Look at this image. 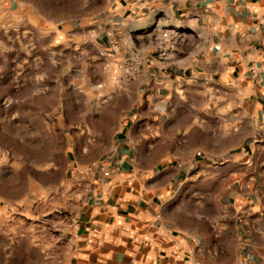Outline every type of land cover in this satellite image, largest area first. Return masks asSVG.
<instances>
[{"label": "crops", "instance_id": "obj_1", "mask_svg": "<svg viewBox=\"0 0 264 264\" xmlns=\"http://www.w3.org/2000/svg\"><path fill=\"white\" fill-rule=\"evenodd\" d=\"M156 22L183 32L170 72L149 58L121 83ZM49 50L58 81L68 51L105 89L69 106L92 116L70 127L63 164L60 123L43 132L57 88L23 100L42 118L31 150L17 156L2 139L21 131L0 124V161L16 164L0 174L7 241L19 230L28 257L52 228V264H264V0H0V103L8 69L43 74Z\"/></svg>", "mask_w": 264, "mask_h": 264}, {"label": "rangeland", "instance_id": "obj_2", "mask_svg": "<svg viewBox=\"0 0 264 264\" xmlns=\"http://www.w3.org/2000/svg\"><path fill=\"white\" fill-rule=\"evenodd\" d=\"M153 28V25L146 29L142 34L145 35L147 31H150ZM140 34V33H139ZM138 35L137 37H142ZM31 38V37H30ZM35 41L36 37H32ZM36 51H33V54ZM68 51L62 52V57L65 58V61H62V65L60 66V78L57 80V70L51 67V59H52V51H45V67L43 74H34V70L36 67L28 66V65H14L13 67L8 69L9 74L12 78V98L5 97L1 101V105L4 107L6 105L13 106L16 108V112L1 114L0 115V124L2 129L5 127L9 128H18V130L22 133V139L18 140H6L3 137V142H9L12 144L14 153L18 156L25 152L26 148L31 150L30 145L28 147L25 146V137L28 138V141L31 142L32 138L36 136V129H34V125L39 124L41 121V115L37 113H30L26 108L23 100L26 99V96L42 93L43 91H54L57 88V92L59 93V102H60V111L59 112H47L43 114L44 120V135H48L50 133H57L56 124L60 123V137H61V163H64V149H65V139L68 134L70 127H73L75 123H79L86 116L91 118V114L86 115L85 113H74L69 109V106L72 103H75L78 108H84L86 105H90L91 96L94 93L100 90H104L105 87H100V83L97 81H92L91 76L86 70L85 58L82 55H78L75 61L76 67L69 66L68 60ZM20 56V55H19ZM71 70V75L68 73ZM51 73V76L47 78L46 76L42 79L43 75H47ZM52 72L54 73L52 75ZM8 85V83H6ZM5 83H0V92L8 91L9 87L6 88ZM55 91V92H56ZM96 92V93H97ZM98 94V93H97ZM8 98V99H6ZM56 101V99H55ZM55 125V126H54ZM4 152V151H3ZM9 159V158H6ZM16 165L13 162L0 161V174L3 176L10 174V169ZM4 206V204H3ZM7 206L3 207L1 211L8 212L6 210ZM17 212H19L17 210ZM35 222V221H34ZM36 224V222L34 223ZM36 226V225H35ZM47 232H50L52 228H47ZM35 232L37 230L35 229ZM1 233L0 238V264H52L51 259H43L40 254H46L47 251L50 253L49 257H51V253L53 251V241L49 236L43 238L37 233V237L35 236L33 242H31L28 248V257H25L26 249L20 243V231L17 230L16 240H8L3 232ZM36 235V234H35ZM41 237V238H40ZM45 239H47L45 241ZM12 241V242H11ZM14 241V242H13Z\"/></svg>", "mask_w": 264, "mask_h": 264}, {"label": "built area", "instance_id": "obj_3", "mask_svg": "<svg viewBox=\"0 0 264 264\" xmlns=\"http://www.w3.org/2000/svg\"><path fill=\"white\" fill-rule=\"evenodd\" d=\"M183 32L178 27H168L156 22L150 31H147L141 44H134L127 59L118 65L121 71L120 81L125 83L133 79L140 71L145 59H153L158 69L167 74L170 72L172 53L182 44ZM114 43L113 46H116ZM214 48L220 51V45L216 43ZM109 171L105 170L104 175Z\"/></svg>", "mask_w": 264, "mask_h": 264}]
</instances>
